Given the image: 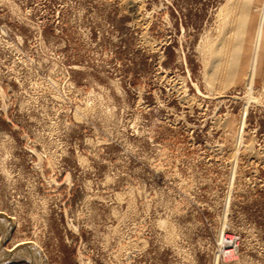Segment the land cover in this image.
<instances>
[{
  "label": "rangeland",
  "instance_id": "1",
  "mask_svg": "<svg viewBox=\"0 0 264 264\" xmlns=\"http://www.w3.org/2000/svg\"><path fill=\"white\" fill-rule=\"evenodd\" d=\"M227 1L0 0V264H264V95L206 80Z\"/></svg>",
  "mask_w": 264,
  "mask_h": 264
},
{
  "label": "bare ground",
  "instance_id": "2",
  "mask_svg": "<svg viewBox=\"0 0 264 264\" xmlns=\"http://www.w3.org/2000/svg\"><path fill=\"white\" fill-rule=\"evenodd\" d=\"M125 1L128 7L134 6L135 0ZM227 2L225 9L224 6L222 7L220 32L215 40L206 45L207 83L211 89L222 92L235 83H242L250 89L260 84L264 95V0H229ZM219 95L222 97L223 94ZM256 101L260 102L259 99ZM238 150H240L239 147ZM15 252H18L17 255L25 254L33 259V262L36 261L37 249L33 245L17 249Z\"/></svg>",
  "mask_w": 264,
  "mask_h": 264
}]
</instances>
